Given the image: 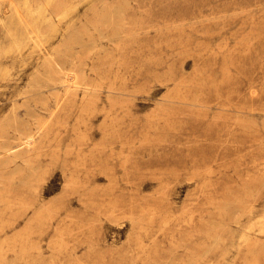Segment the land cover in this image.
<instances>
[{
  "label": "rangeland",
  "instance_id": "1",
  "mask_svg": "<svg viewBox=\"0 0 264 264\" xmlns=\"http://www.w3.org/2000/svg\"><path fill=\"white\" fill-rule=\"evenodd\" d=\"M0 249L264 264V0H0Z\"/></svg>",
  "mask_w": 264,
  "mask_h": 264
},
{
  "label": "bare ground",
  "instance_id": "2",
  "mask_svg": "<svg viewBox=\"0 0 264 264\" xmlns=\"http://www.w3.org/2000/svg\"><path fill=\"white\" fill-rule=\"evenodd\" d=\"M18 2V1H17ZM45 3V2H44ZM26 4V3H25ZM39 4V3H38ZM115 8V7H114ZM15 9V8H14ZM27 9V8H26ZM30 9V8H29ZM31 10V9H30ZM117 11V10H116ZM113 12H115L114 10H113ZM37 13V12H36ZM108 13V12H107ZM117 13V12H116ZM105 14H106V12H105ZM104 14V16L106 17V15ZM103 15V14H102ZM113 15V14H112ZM111 15V16H112ZM31 16V15H30ZM17 17V16H16ZM19 17V16H18ZM17 17V18H18ZM104 17V18H105ZM109 17H110V15H109ZM108 17V18H109ZM103 18V17H102ZM104 18H103V20H104ZM101 19V18H100ZM120 19V18H119ZM21 20V19H20ZM20 20H18V21H20ZM102 20V21H103ZM111 20H112V17H111ZM101 20L99 21L100 22V25H102L101 24V22H102ZM105 21V20H104ZM21 22V21H20ZM19 22V23H20ZM22 23V22H21ZM81 23V22H80ZM104 23V22H103ZM112 24V23H111ZM115 24V23H114ZM52 26V25H51ZM111 26V25H110ZM36 29V28H35ZM95 29V28H94ZM87 30V29H86ZM27 31V30H26ZM36 31H38V30H36ZM76 31V30H75ZM89 31V30H88ZM95 31H97V30H95ZM38 32H40V31H38ZM34 34H38L37 32H33ZM33 33H32V36H33ZM27 34H28V32H27ZM43 34V33H42ZM47 34V33H46ZM80 36V35H79ZM115 36V35H114ZM117 36V35H116ZM122 36V35H121ZM29 37H31V35L29 36ZM38 37V36H37ZM83 37V36H82ZM43 38V37H42ZM50 38V37H49ZM117 38V37H116ZM63 39V38H62ZM82 39V38H81ZM91 39V38H90ZM100 40V39H99ZM69 41V40H68ZM70 42H72V41H70ZM88 42V41H87ZM110 43V42H109ZM35 44V43H34ZM71 45V44H70ZM15 47H16V44H15ZM18 48V47H17ZM66 48H68V47H66ZM39 49V48H38ZM68 53V52H67ZM65 56V55H64ZM21 57V56H20ZM24 57V56H23ZM55 59V58H54ZM57 64V63H56ZM50 67H51V65H50ZM37 69V68H36ZM45 71V70H44ZM49 71V70H48ZM66 72V71H65ZM49 74H47V76L48 75H50V72H48ZM71 73V72H70ZM70 73H65L64 75H63V77H64V83H65V85H66V87H68V88H71V89H73L74 87H75V80L73 81V79H74V74L73 75H71ZM53 74H55V73H53ZM46 76V75H45ZM46 76V77H47ZM46 77H44V78H46ZM31 79V78H30ZM37 78H35V80H36ZM47 79V78H46ZM49 80H50V78H48ZM51 79L52 80H54V79H56V78H53V76H51ZM60 79V78H59ZM49 80H48V82L46 81V83H49ZM45 81V80H44ZM43 81V82H44ZM55 81V80H54ZM32 82V81H31ZM45 83V84H46ZM41 84V83H40ZM48 85V84H47ZM57 85V84H56ZM59 85V84H58ZM62 85H64V84H62ZM54 87V86H53ZM80 87V86H79ZM77 88V87H76ZM27 89V88H26ZM41 90V89H40ZM37 91V90H36ZM28 92V91H27ZM34 98H36V97H34ZM33 100V99H32ZM45 100V99H44ZM31 102V101H30ZM15 103V102H14ZM23 103V102H22ZM27 107V106H26ZM7 121H9V120H7ZM26 122V121H25ZM9 126V125H8ZM25 126V125H24ZM23 126V127H24ZM29 127V126H28ZM29 129V128H28ZM14 132V131H13ZM15 137V136H14ZM23 137V136H22ZM31 138H33V135L32 134H30V133H28V134H25V136L22 138V142H21V144H24V145H29V143L30 142H32V140H31ZM31 144V143H30ZM11 148V147H10ZM26 148V147H25ZM11 150V149H10ZM25 150V149H24ZM5 152V151H4ZM13 155V154H12ZM21 160V159H20ZM11 161H13V160H11ZM6 162V161H5ZM8 163V162H7ZM14 164V163H13ZM20 167V166H19ZM15 168V167H14ZM14 168H12L13 170H14ZM37 170V169H36ZM30 171V170H29ZM14 173V172H13ZM35 173V172H34ZM34 175V174H33ZM36 177V176H35ZM26 178V177H25ZM22 180V179H21ZM21 180H19V181H21ZM249 204V203H248ZM43 205V204H42ZM31 207H33V206H31ZM30 208V207H29ZM260 219V218H259ZM258 219V220H259ZM256 221H257V219H256ZM231 224V223H230ZM7 236V235H6ZM3 241V243H5L4 242V240H2ZM4 245V244H3ZM251 247V246H250ZM2 249V248H1ZM0 249V250H1ZM32 249V248H31ZM10 252V251H9ZM0 253H1V251H0ZM16 257V256H15ZM4 259H5V257H4ZM6 260V259H5ZM4 260V261H5ZM1 261H3V259L1 260ZM3 261V262H4ZM13 263V262H12ZM28 263V262H27ZM62 263V262H61ZM2 264V263H1ZM9 264V263H8Z\"/></svg>",
  "mask_w": 264,
  "mask_h": 264
}]
</instances>
